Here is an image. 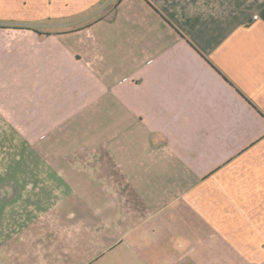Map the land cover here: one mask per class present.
<instances>
[{
  "label": "crops",
  "instance_id": "1",
  "mask_svg": "<svg viewBox=\"0 0 264 264\" xmlns=\"http://www.w3.org/2000/svg\"><path fill=\"white\" fill-rule=\"evenodd\" d=\"M0 172L10 264H264V0H0Z\"/></svg>",
  "mask_w": 264,
  "mask_h": 264
},
{
  "label": "rangeland",
  "instance_id": "2",
  "mask_svg": "<svg viewBox=\"0 0 264 264\" xmlns=\"http://www.w3.org/2000/svg\"><path fill=\"white\" fill-rule=\"evenodd\" d=\"M25 143L26 142H22L20 139L14 140V147L12 148V162L19 163V152L21 150V147H23ZM30 143L36 145L37 147H39L40 144L37 143L36 140H32ZM17 175L18 173L16 172H8L5 178L3 177L2 173L0 175V264H4L5 262H8V264H10L11 262H14L17 259L15 248H17L16 244H18V241L21 238V234L19 235L20 237H17L16 233L18 231V228H21V225L18 223L17 215H9L7 221L4 220L3 217H1L3 199L11 200L14 198H18L19 178L16 177ZM9 181L11 184L14 185V187H12L11 189L10 196L12 197H10L7 193L9 190ZM28 217L31 218L32 216Z\"/></svg>",
  "mask_w": 264,
  "mask_h": 264
}]
</instances>
